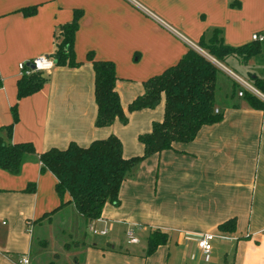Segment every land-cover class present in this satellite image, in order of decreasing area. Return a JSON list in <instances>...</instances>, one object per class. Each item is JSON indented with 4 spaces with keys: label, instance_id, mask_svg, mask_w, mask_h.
<instances>
[{
    "label": "crops",
    "instance_id": "0c3cea01",
    "mask_svg": "<svg viewBox=\"0 0 264 264\" xmlns=\"http://www.w3.org/2000/svg\"><path fill=\"white\" fill-rule=\"evenodd\" d=\"M28 6L34 12L23 14L20 9ZM73 17L72 48L79 63L53 65L42 72L47 80L37 91L17 99V64L50 56L59 26ZM213 29L232 46L253 41V34L263 36L260 52L243 66L264 76V0H0V124L11 123L10 141H29L36 153L70 141L86 146L114 134L123 157L141 154L137 135L161 119L162 100L130 112L127 103L142 91V80L175 63L187 48L204 52L198 41ZM87 53L113 63L125 124L93 125ZM260 100L262 107L254 108L234 93L216 103L219 120L202 125L190 141L173 142L141 160L121 182L117 204L105 202L88 223L71 202L57 208L68 194L57 195L56 179L41 170L37 154L27 155L15 174L0 168V264H17L22 255L27 264H264ZM13 104L14 121L8 110ZM231 218L232 232L217 229ZM89 224L105 234L93 235ZM126 229L137 242L127 241ZM150 229L167 237L146 255ZM207 232L214 236L205 260L195 242Z\"/></svg>",
    "mask_w": 264,
    "mask_h": 264
},
{
    "label": "trees",
    "instance_id": "16d2710c",
    "mask_svg": "<svg viewBox=\"0 0 264 264\" xmlns=\"http://www.w3.org/2000/svg\"><path fill=\"white\" fill-rule=\"evenodd\" d=\"M23 14L34 12V6L20 9ZM76 18L59 26L58 40L50 55L53 65L76 66L74 59L73 35ZM198 46L219 62L229 59L243 66L246 61L260 52V41L253 40L237 46L223 43L218 29H213L208 39L201 38ZM93 70V100L96 106L93 125L108 126L114 120L125 124L127 116L119 102L115 89L114 65L108 60L94 59L87 53ZM235 70V68H234ZM220 71L205 55L197 50H187L175 63L160 73L141 81L142 91L126 105L127 111L153 108L162 100V117L152 121L150 130L137 135L142 144L141 154L123 157L121 142L114 134L94 139L86 146L73 141L64 148L50 147L36 153L29 141L11 142V123L0 124V168L15 174L27 155L37 154L41 170L50 171L55 179V192L59 197L66 192L68 199L60 200L59 206L71 202L74 209L88 223L98 218L105 202L117 204L118 189L121 182L131 174L136 165L147 156L164 149L172 148L173 142H187L194 138L202 125L220 119L221 113L215 108V91ZM245 80L257 91L264 94V76L250 70L244 71ZM230 78V77H229ZM47 80L41 71L20 75L16 80V98H22L37 91ZM233 93L236 83L230 78ZM232 95V93H231ZM249 106L262 107L260 98L244 90L241 96ZM13 121L17 118L16 105L9 107ZM27 185L25 190L31 191ZM54 210V209H53ZM45 213V215L49 214ZM235 228L233 218L217 225L223 232ZM166 234L158 229H150L146 236L145 254H150L166 240ZM223 264H233L224 261Z\"/></svg>",
    "mask_w": 264,
    "mask_h": 264
},
{
    "label": "built area",
    "instance_id": "2783aa9c",
    "mask_svg": "<svg viewBox=\"0 0 264 264\" xmlns=\"http://www.w3.org/2000/svg\"><path fill=\"white\" fill-rule=\"evenodd\" d=\"M251 39L261 41L263 39V36L258 34L251 35ZM201 54L205 55L211 62L216 64L219 68H221L236 84H237V90L236 95L242 96V93L244 90H247L257 96H259L262 100H264V96L260 94L250 83H248L245 79H243L241 76H239L234 71L226 68L223 66L219 61H217L215 58L211 57L210 55L200 52ZM53 66V60L49 55H39L37 57H34L28 61L20 62L17 64L18 69V75H27L34 71H41V72H49L50 69ZM214 112H216V109H214ZM89 230L93 234L97 235H103L105 234L104 228H96L92 224H89ZM125 236L127 237L128 242L135 243L137 242V238L133 236L131 229H126ZM212 233H202L199 234L196 238V246L201 251L203 259L208 258V253L211 248V239L213 238ZM17 264H27V256L22 255L18 260Z\"/></svg>",
    "mask_w": 264,
    "mask_h": 264
},
{
    "label": "rangeland",
    "instance_id": "374dc122",
    "mask_svg": "<svg viewBox=\"0 0 264 264\" xmlns=\"http://www.w3.org/2000/svg\"><path fill=\"white\" fill-rule=\"evenodd\" d=\"M58 35H60L59 32H58ZM57 40H58V38H57ZM198 52L200 53V51H198ZM220 63L223 64L228 69L237 73L243 79H246L244 76V71L246 68H244V66H237L236 61L229 59L227 61V63H225V62H220ZM214 65L220 71V74H219L218 79H217V87H216V91H215V103L219 104V102H221V100H224L226 98H228V99L231 98V93L232 94H234V93H233V88L231 87V80H230L229 76L227 74H225V72L221 68H219L216 64H214ZM234 68H235V70H234ZM236 89H237V84H236ZM225 94H226V97H225ZM234 97L236 98L235 95H234ZM8 110H9L11 120H13L12 115H11V111L9 108H8ZM93 235L86 233V236L89 238V240L91 237H93ZM120 238H122V236H120ZM122 241H123V239H122ZM139 244L144 245V241L143 240L139 241Z\"/></svg>",
    "mask_w": 264,
    "mask_h": 264
}]
</instances>
